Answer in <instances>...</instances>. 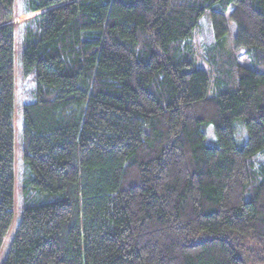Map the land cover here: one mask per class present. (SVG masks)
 <instances>
[{
	"label": "trees",
	"instance_id": "16d2710c",
	"mask_svg": "<svg viewBox=\"0 0 264 264\" xmlns=\"http://www.w3.org/2000/svg\"><path fill=\"white\" fill-rule=\"evenodd\" d=\"M13 1L0 0V248L20 219L1 264H264V0H24L40 12L17 24V202Z\"/></svg>",
	"mask_w": 264,
	"mask_h": 264
},
{
	"label": "rangeland",
	"instance_id": "374dc122",
	"mask_svg": "<svg viewBox=\"0 0 264 264\" xmlns=\"http://www.w3.org/2000/svg\"><path fill=\"white\" fill-rule=\"evenodd\" d=\"M24 0H14L13 1V11L15 12L16 16L12 19L11 24L14 25L15 31H14V54H13V60H14V64H13V71H14V76H13V82H14V99H13V104H14V108H13V113H12V127H13V138H14V142H13V149H14V156H13V171H14V201L17 202L19 195H20V187H19V182L21 180L20 177H22V170L24 168V162L22 160V107H23V103L26 102L27 100L30 99L29 96L26 97V93L24 91V88L27 86L24 82V80L22 79L21 76V60H20V54H21V33L20 30L17 26V24L19 22H23L24 20L33 17L35 14H38L40 11H34V13H22L23 9H24ZM199 25H198V31L194 34V37L192 39L195 52H197L198 56H200L203 51V43L208 41L209 39V19L207 18V14L203 13L201 14V16L199 17ZM228 32L225 34V44L226 45H230L232 44V37L234 36L235 33V26L232 22L228 23ZM238 58L239 61H241L244 65L248 66V64H250V60H248L246 53L244 52V50L240 49L239 53H238ZM202 67H204V65H202ZM211 81L209 82V92L214 91L213 85L211 84ZM30 85V83L28 84ZM35 85V83L33 82V84L31 83V87H33ZM240 127L243 128V126H241V124L236 123L234 125L235 128V132H234V137L235 139H237L239 142H241L243 139L246 138V132H245V128H243L244 130V136L243 138H239V131H240ZM206 140L211 138L214 139L215 138V132L213 129L212 125H208L207 126V130H206ZM254 160H256L257 163L262 161V157L259 155H256L254 157ZM14 216L16 218H19L20 216H18V212L14 213ZM20 219V218H19ZM18 219V220H19ZM18 220L16 222H18ZM15 223L11 224L12 227L7 231L4 239V242L0 248V264L2 262V258H3V254L4 251H6V248L8 247L10 241H11V237L16 229L15 227ZM14 226V227H13Z\"/></svg>",
	"mask_w": 264,
	"mask_h": 264
}]
</instances>
